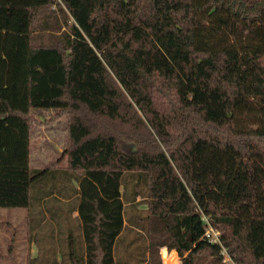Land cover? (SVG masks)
<instances>
[{
  "label": "trees",
  "instance_id": "1",
  "mask_svg": "<svg viewBox=\"0 0 264 264\" xmlns=\"http://www.w3.org/2000/svg\"><path fill=\"white\" fill-rule=\"evenodd\" d=\"M30 108L68 114L65 166L29 165ZM0 208L35 220L30 264H61L62 208L67 264H120L127 228L133 264H264V0H0Z\"/></svg>",
  "mask_w": 264,
  "mask_h": 264
},
{
  "label": "rangeland",
  "instance_id": "2",
  "mask_svg": "<svg viewBox=\"0 0 264 264\" xmlns=\"http://www.w3.org/2000/svg\"><path fill=\"white\" fill-rule=\"evenodd\" d=\"M57 110L54 108H30L29 114L31 116L30 131H29V165L31 167H41L49 162L54 161L56 158L59 160V165H66V157L62 154V151L67 144V123L68 114L61 113L56 114ZM125 138V137H122ZM121 141H123L121 139ZM124 147L129 151H136L137 148L131 141L124 143ZM138 182V181H137ZM133 185V184H131ZM73 186L68 185L65 194H69L70 189ZM140 195L135 197L139 199ZM141 198V197H140ZM35 199L33 193V200ZM72 204V203H70ZM134 207L133 205H127L125 211ZM139 208L141 211L145 210V204L141 203ZM62 212H65L64 214ZM25 208H0V249L2 250L3 260H0V264H30L27 262V250L30 251V243L26 233L27 229L35 224V220L29 218L26 215ZM62 213V214H59ZM130 213V210L126 211V215ZM65 218L69 217L66 222H57L49 220L47 225H50L56 231L54 241L39 243L38 247L47 250L49 258L52 251H56L62 255L61 264H67L68 252L72 249H78L79 237L75 228L73 218L67 213L66 208L58 211L57 217ZM71 219V220H70ZM70 226V227H69ZM211 226V225H210ZM69 227V229H67ZM141 228V227H140ZM212 230L216 233L218 231L212 226ZM16 231V234L13 233ZM26 233H25V232ZM72 233L73 245H69L70 237ZM15 235V239L8 241L9 238ZM28 234V233H27ZM144 231L142 229H125L123 234L117 239L114 247V255L120 264H133L135 258L141 256V249L143 247ZM190 240V237L188 238ZM146 240V239H145ZM34 243L33 241H31ZM12 246V254L8 256L9 245ZM3 245V247H2ZM47 248H46V247ZM159 254L161 260L166 264H180V257L175 249L168 250L166 247L159 248ZM224 262H230V259ZM38 264H45L44 260H40Z\"/></svg>",
  "mask_w": 264,
  "mask_h": 264
},
{
  "label": "built area",
  "instance_id": "3",
  "mask_svg": "<svg viewBox=\"0 0 264 264\" xmlns=\"http://www.w3.org/2000/svg\"><path fill=\"white\" fill-rule=\"evenodd\" d=\"M202 219L206 222L205 225V231H204V237L210 242V243H216V244H220V240H219V232L216 233L212 230V226H210V224L207 221V218L205 216L202 217ZM222 253L224 256L225 260L230 259L227 255L226 249L224 247H222Z\"/></svg>",
  "mask_w": 264,
  "mask_h": 264
},
{
  "label": "crops",
  "instance_id": "4",
  "mask_svg": "<svg viewBox=\"0 0 264 264\" xmlns=\"http://www.w3.org/2000/svg\"><path fill=\"white\" fill-rule=\"evenodd\" d=\"M59 214H61V213H59ZM74 215L76 214V212H74L73 213ZM27 215V214H26ZM27 231H28V229H27ZM36 231V229H33V231H32V233H34ZM25 232V231H24ZM26 233V232H25ZM28 233V232H27ZM27 233H26V236H27ZM29 243H30V245L32 246V247H30V251L29 250H27V258H29V257H33V256H35L36 255V253H37V248H36V246H35V244L34 243H32V242H30V241H28ZM2 247H3V245H2ZM7 255L8 256H11V253H7ZM3 254H2V250L0 249V260H3Z\"/></svg>",
  "mask_w": 264,
  "mask_h": 264
}]
</instances>
